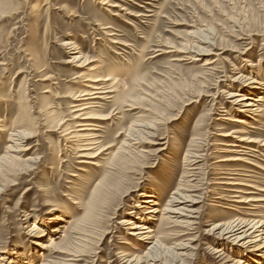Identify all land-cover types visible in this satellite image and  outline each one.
Listing matches in <instances>:
<instances>
[{"label": "rangeland", "instance_id": "obj_1", "mask_svg": "<svg viewBox=\"0 0 264 264\" xmlns=\"http://www.w3.org/2000/svg\"><path fill=\"white\" fill-rule=\"evenodd\" d=\"M89 75L101 78L104 92L89 100L90 111L105 118L88 131L92 146L74 112L90 90ZM254 86L261 91L251 97L264 95V0H0V159L14 128L28 130L21 150L10 152L13 161L0 164V250L14 259L24 252L34 264H63L64 252L43 245L69 233L67 245L79 255L74 264H147V244L120 221L154 193L162 204L176 197L173 210L192 205L196 216L189 233L174 223L189 212L164 215L172 220L163 247L176 253L164 259L245 264L260 242L225 239L212 227L264 219V206L249 209L234 197L240 186L222 184L244 177L264 189V148L248 151L253 164L224 160L236 154L223 152L244 149L223 145L236 143L224 134L241 128L226 119L241 115L229 93ZM248 122L258 126L243 125L249 136L264 140V116ZM138 124L150 127L136 131ZM88 152L98 155L82 156ZM242 188L255 193L244 196L264 198L263 190ZM88 211L98 227L84 225L90 236L81 242L69 221ZM54 215L62 219L51 235ZM36 223L47 229L43 237L30 236Z\"/></svg>", "mask_w": 264, "mask_h": 264}, {"label": "bare ground", "instance_id": "obj_2", "mask_svg": "<svg viewBox=\"0 0 264 264\" xmlns=\"http://www.w3.org/2000/svg\"><path fill=\"white\" fill-rule=\"evenodd\" d=\"M103 5H107L108 2L107 1H103L101 2ZM114 7H117L118 5L116 4H110ZM190 51V50H189ZM196 54L193 55V57L202 55V52L199 51H195ZM204 55V54H203ZM81 57V56H80ZM192 57V58H193ZM76 59L78 58L75 57ZM209 61V60H208ZM208 64V63H207ZM208 67V66H207ZM90 77H85L87 78L88 81V85L87 87L90 89L88 92H83L81 94V96H83L80 100L82 101V103L78 106H76L77 108L74 110V112H76V119H79V123L78 126L82 127L80 136H82L84 138V141L86 142V146H92V145H96L97 142L95 141V137L91 132V130H97V124H95L94 121H96V119H105L103 117H100L99 115H96L90 111V109L92 107H94L92 105V102H89V100L92 99H96V98H100L102 97L101 94L104 93L102 91V87L98 86L99 80L101 81V78L98 79L97 75H89ZM240 77V76H239ZM237 77V79L239 78ZM236 79V80H237ZM105 80V79H104ZM110 80V79H109ZM254 81V80H253ZM251 84H253V82H251ZM100 85V84H99ZM254 89H259L257 86L254 87H245L241 90H239L238 93H229V98H232V102L234 105L239 106V112L241 113V115L239 116H229L228 118H226L229 122H233V123H240L241 128L239 129H233L231 131H228L227 133L224 134V136L226 137H232L235 139L234 142L236 143H224L223 145L226 146H234V147H244V149L242 150V148H240V150H229L226 149L223 152H231V153H235L236 155H233L231 157H226L224 158V160L227 161H233L238 163L237 165H239L240 161L241 162H246L248 164H253V162L251 163L250 159L248 158L249 152H257L256 147H260L261 149L264 148V140H260V138H252L251 136H249L250 132L249 130H247V128H245V126L243 125H248V128H258V126H256L254 123L252 122H248V119H258L260 116H264V95L261 93L259 95H256L254 97H251V93L254 92ZM261 91V89H259ZM106 96V95H105ZM89 97V98H87ZM108 98V97H107ZM78 102V101H77ZM97 102V101H96ZM79 103V102H78ZM135 104V103H134ZM134 104L132 106H134ZM131 106V104H130ZM75 108V107H74ZM107 119V118H106ZM138 126L139 129H135L136 131L140 130L144 132L145 128H149L150 126L148 124H144V125H135ZM137 128V127H136ZM0 130H6L3 127L0 128ZM67 129L65 128L64 132ZM71 134H73L72 137H75V133L69 132ZM132 131L130 129L129 134H131ZM12 135V145L8 148L7 153L3 155V157L0 159V164L4 165V164H8L11 163V161H13V154H10V152H17L20 146H21V142H23L27 136H28V130L23 129V128H14V132L11 133ZM128 138H131L133 140L132 137H130V135H127ZM11 138V137H10ZM134 143H137L138 141H133ZM133 143V144H134ZM165 144V143H164ZM128 146V145H127ZM100 147V146H99ZM94 148H89V149H84V150H91ZM162 149V148H161ZM164 149V148H163ZM263 150V149H262ZM102 151V149H101ZM249 151V152H248ZM99 153V151H98ZM97 154V153H96ZM98 155V154H97ZM94 152H88L85 154H82V156H86L88 158H94L95 156ZM246 155H248L246 157ZM253 155V153H252ZM196 157H200L199 155H195ZM255 156V155H254ZM191 162V161H190ZM197 162V161H196ZM95 164V163H93ZM255 164V163H254ZM258 164V162H257ZM260 164V163H259ZM0 167H3L1 166ZM96 165V164H95ZM255 166V165H253ZM257 166V165H256ZM262 166V165H261ZM259 167V166H258ZM264 167V166H263ZM237 171V170H236ZM241 171V170H240ZM230 174V173H229ZM233 175H240L242 174L240 173H232ZM244 175V174H242ZM251 176V175H248ZM227 180H232V181H225L222 184H226V185H234V186H240L237 187V190H233L234 192L237 193H242V195L240 196H234L237 197L238 199H236V201H238L239 203L243 202L246 203L247 205H249V209H255L257 207H263V202H264V198L262 197H257L256 196H244L243 193L245 194H255L253 191L250 190H246V188H242V187H252L254 189H260L263 190L262 188H259L258 186L256 187L255 185H252L251 183V178L250 179H246L244 177H239L238 178H234L233 176L230 178H228ZM234 180V181H233ZM241 188V189H239ZM178 193V195L180 197H182L184 199L185 202H190L191 204L194 205L195 201H197L196 199H193L191 195H186L182 192H175ZM172 199L168 200L167 202H165V204L163 203V200H159L158 196L155 195L154 193H146L145 196V201L144 205H142L141 203H136L137 204V210L135 211L134 216H131V218H127L124 219L122 221H120V223L123 226H126L127 230H130V232L128 234L135 236V238L145 244H147L148 246V253H147V257H146V261H148L147 264H173L171 260H166L164 259V255H176L175 252L168 254L169 250L166 247H163V239H164V235L163 234V230L166 226L167 223H170V220H172L169 215L168 216H164L166 213L171 212V213H178L180 211H187L189 212L188 215H185L186 217H181L180 214H178V221H174V223H176L177 225L182 224L186 230L189 231V233H194L195 230V226L194 224L196 223L195 218L196 216L192 217V214L195 212V210H191L190 206L192 207V205H187L185 204V206H181L180 208H178V210H173L169 208V205L171 203H175L177 201L176 197H171ZM77 201V200H76ZM80 202V201H79ZM78 202V203H79ZM77 203V202H76ZM256 203V204H254ZM150 208L149 210L144 211V208ZM160 213L161 216L157 217V214ZM244 214H249L251 216L256 217L257 215H253L251 213H244ZM61 216H57L54 215L52 216V219H50V221L48 222L50 225L52 223H55L57 226L54 227L52 229V231H48V233L55 234L54 232L59 230V223L61 220ZM69 220V219H68ZM143 220V221H140ZM155 220L158 221V224H155ZM70 223H74L73 225V229L72 230H77L79 233V237L77 236V238H80L81 242H87L89 236H90V230L87 228H83L84 225H91L89 227L91 228H96L98 227L97 225V221L93 220V216H91V213L88 211V213H86L83 218H80L78 221H69ZM86 226V227H88ZM52 228V227H51ZM214 234L215 235H219L220 237H225V239H231V240H238V241H243L244 242H253V243H258L257 248H260V250H256V251H252V254L254 257H251L250 255H246L245 256V261L244 260H240V261H244L245 264H259V260L262 261L263 259V252H264V219H258L257 218H246V217H238L235 220H232L226 224H221V223H217L212 227ZM47 231V229L41 228V225H39L38 223L33 225V228L30 229V236H35L39 235L40 237H43V233ZM74 232V231H73ZM69 234V233H68ZM68 234L64 235V239L61 241V243H54V238H50V245H43L44 248H49V247H57V250L64 252L66 254V258L64 259V263L63 264H74V261H77L79 257L78 254H76V250L71 249L70 245H67L68 242ZM194 235V234H193ZM50 236V235H49ZM57 245V246H56ZM178 245V244H177ZM186 245H188V243H184V245H182L183 247L186 248ZM180 246V244L178 245V247ZM164 248V249H163ZM173 249V248H171ZM73 250V251H72ZM19 256H17L15 259L11 256H7L6 254V250H0V264H34V260L32 259L33 257H29L28 255H26L24 252H21V254H18ZM126 255V254H125ZM258 261V262H257ZM40 264H58L56 261H45L42 262Z\"/></svg>", "mask_w": 264, "mask_h": 264}]
</instances>
